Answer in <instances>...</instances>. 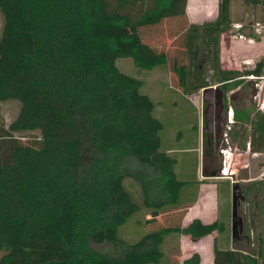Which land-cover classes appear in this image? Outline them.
<instances>
[{
  "label": "trees",
  "instance_id": "16d2710c",
  "mask_svg": "<svg viewBox=\"0 0 264 264\" xmlns=\"http://www.w3.org/2000/svg\"><path fill=\"white\" fill-rule=\"evenodd\" d=\"M186 6L187 0H0V100L20 102L17 116L0 126V264H199L198 251L181 259L178 241L165 251L166 235L224 231L217 218L182 224L195 200L183 197L192 180L178 177L176 157L161 148L163 122L142 79L116 64L120 57L143 69L167 64L173 87L189 94L210 84L200 66L203 43L224 90L239 76L263 74L264 57L252 68L222 67L225 25L218 18L192 22ZM166 20L177 22L170 49L145 35ZM242 117L252 124L242 148L264 150V110ZM34 129L39 144L13 135ZM127 177L138 184L140 203L125 187ZM262 179L246 186L253 197ZM141 205L150 208L147 229L127 242L118 226ZM252 239L255 248L246 251L214 239L213 264H264V226Z\"/></svg>",
  "mask_w": 264,
  "mask_h": 264
},
{
  "label": "rangeland",
  "instance_id": "374dc122",
  "mask_svg": "<svg viewBox=\"0 0 264 264\" xmlns=\"http://www.w3.org/2000/svg\"><path fill=\"white\" fill-rule=\"evenodd\" d=\"M186 11L192 22L202 23L218 18L225 25L226 30L221 33L219 42L222 67L252 68L257 60L264 57V0H187ZM2 22L3 15L0 12V27ZM176 30L177 22L166 20L147 28L145 35L158 48L170 49ZM201 45L200 66L205 69L208 83L220 86L221 82L214 78L211 55L204 44ZM116 64L120 70L142 79L141 89L152 98L155 103L154 114L163 122L161 148L176 157L175 170L178 177L192 180L184 189L183 197L195 200L183 213L182 224L199 216L204 221L220 219L225 225L223 232L214 230L208 236L197 239L196 246L208 247L216 239L219 247H244L239 229L232 237V185H239L236 192L241 226L254 237L260 227L264 226V212L255 205L254 189L247 196L245 192L248 189L246 186L253 179L263 178L264 181V152L255 154L248 145L246 148L241 147L252 124L246 123V129L242 132L243 125L237 119L235 111L250 109L253 112L260 108L261 102L264 103V69L260 76H243L242 82L240 81L242 88L234 90L233 98L227 97L225 105L228 109L232 108V122L227 117L224 118L226 106V110L222 112H212L211 119H215L212 130L215 133L209 138L206 91L199 89L184 94L174 88L167 64L143 69L137 67L129 57L118 58ZM227 93L231 94V91ZM19 109L20 102L17 99L0 100V126L6 127L17 116ZM13 135L23 143H40L41 132L38 129L14 131ZM223 147L229 150L223 153ZM223 166L227 167V172H234L221 173ZM124 185L134 200L140 203L142 195L138 184L127 177ZM261 189L255 198L263 201L264 186ZM149 211L150 208L141 205L118 226V236L131 242L142 235L147 229L143 220L149 216ZM175 241L180 243L181 259L194 252L195 245L191 238L179 232H171L165 237L163 249L167 251ZM2 252L0 251V255ZM159 264H165L164 259Z\"/></svg>",
  "mask_w": 264,
  "mask_h": 264
},
{
  "label": "flooded vegetation",
  "instance_id": "af4514ba",
  "mask_svg": "<svg viewBox=\"0 0 264 264\" xmlns=\"http://www.w3.org/2000/svg\"><path fill=\"white\" fill-rule=\"evenodd\" d=\"M243 76H245V75L239 76V78L242 79ZM241 82H239L237 86L231 87L230 89H228V91H231V94H228L227 93L228 91H224V89L222 87V83H221L220 86H217L215 84L212 85L210 83L206 87H204V88H207L205 91H206V101H207V107H208L206 111H207V115H208V118H209V120L207 121V123H208L207 130L209 132L208 133V137L209 138H211L212 134L215 133L212 130V129H214V123H215L214 117H213V119H211L212 112H215V114H216V112H218L220 110H221V112H222V110H226L225 109V106H226L225 103H226L227 97L229 99L233 98L234 90H238V89L242 88ZM201 89H203V88H201ZM226 107H227V110H228V106H226ZM227 110H226V114H225V111H224V114H223L224 118L227 117ZM232 113H233V111H232ZM247 145L249 146V144H247ZM237 188H239V185L237 186ZM245 194H246V196L250 194L248 189H246ZM262 202L264 203V200ZM241 222H242V220H241V217H240V222H239L240 235H239V237L243 241V246H244V247H240V248L242 250H244V251H246V249H250V247L255 248L254 247V242L252 241L253 236H251V234L249 232H246L244 230L245 228L241 226Z\"/></svg>",
  "mask_w": 264,
  "mask_h": 264
},
{
  "label": "crops",
  "instance_id": "0c3cea01",
  "mask_svg": "<svg viewBox=\"0 0 264 264\" xmlns=\"http://www.w3.org/2000/svg\"><path fill=\"white\" fill-rule=\"evenodd\" d=\"M264 104V103H263ZM230 109L232 110V108H229L228 110H227V119H228V121L229 122H232L233 121V113H232V116H230ZM259 110H264V108H263V105L262 106H260V108H259ZM245 111H247V110H245ZM244 110L243 111H241V112H239V111H235V113H236V116H237V119H239L240 121H241V125H246V123H244V119H243V114H244V112H245ZM231 117V118H230ZM242 147V146H241ZM264 151H255V152H253V153H255V154H261V153H263ZM245 167V166H244ZM264 174V173H263ZM195 217H199V216H195ZM194 218V217H193ZM200 218V217H199ZM192 219V218H191ZM190 219V220H191ZM202 219V218H201ZM189 220V221H190ZM203 220V219H202ZM189 221H187V222H189ZM204 221V220H203ZM186 222V223H187ZM185 223V224H186ZM213 232V231H212ZM182 234H184V233H182ZM209 234H211V233H209ZM209 234H206V235H203V236H201V237H192V236H190L189 234H184V235H186V236H188L189 238H191V241L194 243V251H198L199 253H200V262H199V264H213V241L211 242V244L208 246V247H206V246H204V247H202V246H200V247H197L196 246V244H197V239H200V238H202V237H205V236H208ZM167 236V235H166ZM230 248H232V246L230 247ZM208 249V250H207ZM164 262H165V260H164ZM159 264V263H158ZM165 264H166V262H165Z\"/></svg>",
  "mask_w": 264,
  "mask_h": 264
},
{
  "label": "water",
  "instance_id": "95a60500",
  "mask_svg": "<svg viewBox=\"0 0 264 264\" xmlns=\"http://www.w3.org/2000/svg\"><path fill=\"white\" fill-rule=\"evenodd\" d=\"M209 88V87H208ZM207 88H203L205 91ZM238 184L232 185V206H231V230H232V237L236 234L237 230L240 228V216L238 214V194L236 192Z\"/></svg>",
  "mask_w": 264,
  "mask_h": 264
},
{
  "label": "built area",
  "instance_id": "2783aa9c",
  "mask_svg": "<svg viewBox=\"0 0 264 264\" xmlns=\"http://www.w3.org/2000/svg\"><path fill=\"white\" fill-rule=\"evenodd\" d=\"M254 74H249L248 76L249 77H252ZM257 76V75H256ZM260 76V75H259ZM263 105V102H261V104H260V106H262ZM230 116H232V110H230ZM231 118V117H230ZM227 150H229V149H227L226 147H223V148H221V151L223 152V153H226L227 152ZM234 172V170H231L230 172H227V167L226 166H223L222 168H221V173H223V174H227V173H233Z\"/></svg>",
  "mask_w": 264,
  "mask_h": 264
},
{
  "label": "bare ground",
  "instance_id": "6f19581e",
  "mask_svg": "<svg viewBox=\"0 0 264 264\" xmlns=\"http://www.w3.org/2000/svg\"><path fill=\"white\" fill-rule=\"evenodd\" d=\"M236 173V172H235Z\"/></svg>",
  "mask_w": 264,
  "mask_h": 264
}]
</instances>
